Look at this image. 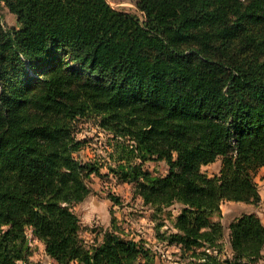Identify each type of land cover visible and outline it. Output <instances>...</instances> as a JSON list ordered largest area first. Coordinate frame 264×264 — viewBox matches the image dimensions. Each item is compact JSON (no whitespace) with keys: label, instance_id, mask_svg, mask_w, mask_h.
Segmentation results:
<instances>
[{"label":"trees","instance_id":"obj_1","mask_svg":"<svg viewBox=\"0 0 264 264\" xmlns=\"http://www.w3.org/2000/svg\"><path fill=\"white\" fill-rule=\"evenodd\" d=\"M0 4L18 23L0 18V264L29 259L27 230L58 264H262L259 215L220 217L226 200L260 202L264 0H137L141 17L107 0ZM82 119L106 138L86 158ZM93 176L131 184L155 215L178 211L154 218L156 242L113 212L86 240L73 207Z\"/></svg>","mask_w":264,"mask_h":264},{"label":"rangeland","instance_id":"obj_2","mask_svg":"<svg viewBox=\"0 0 264 264\" xmlns=\"http://www.w3.org/2000/svg\"><path fill=\"white\" fill-rule=\"evenodd\" d=\"M110 5L117 9H122L136 13L140 17L142 13L136 6L137 0H107ZM0 18L5 28L16 26V16L9 12V10L0 4ZM75 135L79 138H88L89 144L87 147L81 149L77 156L82 158L92 156L93 152L91 146L99 148L106 140L104 132L95 125L92 119L79 120L74 122ZM150 168H155L159 172H164L166 166L163 162H148ZM208 173L216 171V165H209L203 167ZM92 186L94 193L86 197L82 202L76 204L73 210L78 214L81 220L80 234L86 240L91 241L94 234H97L100 228H107L110 225L111 212L115 214L121 225L125 228L126 232L136 238L143 237L151 242H156L154 237V224L155 220L163 216H168L169 213L175 214L178 210L174 207L166 208L161 212V216L155 215L154 211L142 203V201L133 195L132 185L129 183H115L114 179H105L104 181L96 176H93ZM111 189L114 193L118 194L124 201L122 205H113L112 201L107 197V190ZM169 214V215H171ZM159 216V217H158ZM155 218V220H154ZM164 227H162L163 229ZM28 238H30L29 246L31 247V254L27 261H21V264H58L50 256H48L40 241L31 238L30 231L27 230ZM162 242L159 247L164 252L163 258L171 260L176 256L171 254L174 246H165ZM167 262V261H166ZM69 264H76L70 262Z\"/></svg>","mask_w":264,"mask_h":264},{"label":"crops","instance_id":"obj_3","mask_svg":"<svg viewBox=\"0 0 264 264\" xmlns=\"http://www.w3.org/2000/svg\"><path fill=\"white\" fill-rule=\"evenodd\" d=\"M213 164L216 165V171L214 170L212 173H216L218 171L219 165H220L219 160H216L213 163L204 165L203 167H207V166L213 165ZM212 173H209V174H212ZM254 178H255V181L257 183L258 192L260 195L259 204L254 205L252 203H246L243 201H232V200H226V201L222 202V204H221L222 215L220 217V220L222 221V223L224 225H227L235 216L241 214L242 212H251V211L256 212L259 215L262 223L264 224V166H261L257 170ZM34 240L40 241L37 238H35ZM40 243L42 244L41 241H40ZM43 249H44V247H43ZM263 254H264V251H263ZM261 262H262V264H264V257L261 260Z\"/></svg>","mask_w":264,"mask_h":264}]
</instances>
